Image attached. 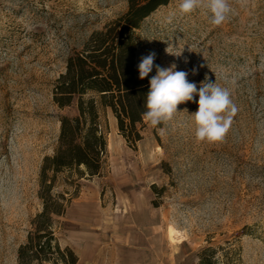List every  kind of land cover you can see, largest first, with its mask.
Returning <instances> with one entry per match:
<instances>
[{
    "label": "rangeland",
    "instance_id": "374dc122",
    "mask_svg": "<svg viewBox=\"0 0 264 264\" xmlns=\"http://www.w3.org/2000/svg\"><path fill=\"white\" fill-rule=\"evenodd\" d=\"M179 3L143 21L136 64L155 52L149 79L155 65L173 64L198 88L217 78L236 107L232 123L222 141L197 142L198 103L188 101L166 123L144 121L131 146L102 108L103 174L64 171L53 189L73 198L54 229L79 264H131L122 249L142 259L134 264H264V0H229L232 13L219 26L202 8L181 15ZM127 8L128 0H0V264H19L44 207V158L54 154L60 117L77 113L55 103L54 84L69 55Z\"/></svg>",
    "mask_w": 264,
    "mask_h": 264
},
{
    "label": "trees",
    "instance_id": "16d2710c",
    "mask_svg": "<svg viewBox=\"0 0 264 264\" xmlns=\"http://www.w3.org/2000/svg\"><path fill=\"white\" fill-rule=\"evenodd\" d=\"M169 1L128 0L124 13L94 31L81 49L69 55L65 72L54 84L53 97L60 108L76 106L77 113L60 117L54 154L44 158L40 173L44 207L33 218L28 239L18 249L19 264H78L77 253L61 245L54 229L56 217L65 214L73 199L54 194L57 175L64 171L80 178L103 174L108 141L102 108L112 109L120 134L131 146L143 138L142 113L147 110L150 79L139 78L137 30Z\"/></svg>",
    "mask_w": 264,
    "mask_h": 264
},
{
    "label": "clouds",
    "instance_id": "9594fccd",
    "mask_svg": "<svg viewBox=\"0 0 264 264\" xmlns=\"http://www.w3.org/2000/svg\"><path fill=\"white\" fill-rule=\"evenodd\" d=\"M197 8L205 9L212 25H221L232 13L229 0H180L178 11L181 15L191 14ZM175 13L170 14L169 20ZM190 50V49H189ZM166 52L176 57L183 52H174L169 46ZM155 52L141 58L138 64L139 78L144 79L153 71ZM185 62L187 59L185 58ZM156 75L152 76L146 95V111L142 119L151 126L170 121L178 111L181 103L193 101L198 103V110L191 113L194 123V135L197 142L215 143L222 141L232 123L236 107L230 97V91L206 77L200 82L199 88L195 82H189L187 71L176 70V65L164 68L155 65ZM196 69L192 74H196ZM199 97L198 101L195 96Z\"/></svg>",
    "mask_w": 264,
    "mask_h": 264
},
{
    "label": "crops",
    "instance_id": "0c3cea01",
    "mask_svg": "<svg viewBox=\"0 0 264 264\" xmlns=\"http://www.w3.org/2000/svg\"><path fill=\"white\" fill-rule=\"evenodd\" d=\"M71 204V203H70ZM70 206V205H69ZM68 206V207H69ZM72 248V247H71ZM78 255V254H77ZM140 255V254H139ZM79 256V255H78ZM120 260L123 262V263H126V262H129L131 264H134V262L136 261H141L142 259L138 256H136L134 250H131V249H122L120 251ZM145 260V259H144ZM147 260V259H146ZM79 262H80V256H79ZM78 262V264H79Z\"/></svg>",
    "mask_w": 264,
    "mask_h": 264
},
{
    "label": "bare ground",
    "instance_id": "6f19581e",
    "mask_svg": "<svg viewBox=\"0 0 264 264\" xmlns=\"http://www.w3.org/2000/svg\"><path fill=\"white\" fill-rule=\"evenodd\" d=\"M170 237L171 239L176 240L175 230L173 228L170 230Z\"/></svg>",
    "mask_w": 264,
    "mask_h": 264
}]
</instances>
